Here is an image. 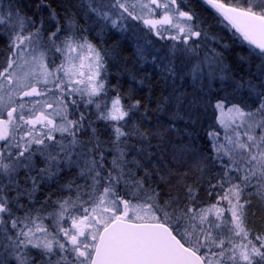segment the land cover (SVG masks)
<instances>
[{
  "label": "snow or ice",
  "instance_id": "snow-or-ice-1",
  "mask_svg": "<svg viewBox=\"0 0 264 264\" xmlns=\"http://www.w3.org/2000/svg\"><path fill=\"white\" fill-rule=\"evenodd\" d=\"M204 3L250 46L245 74L186 0H81L101 42L135 40L130 80L143 89L151 69L159 85L145 105L119 83L109 98L108 51L79 11L0 0V264H264V231L248 226L264 201V0ZM210 115L223 138L210 125L200 151Z\"/></svg>",
  "mask_w": 264,
  "mask_h": 264
},
{
  "label": "trees",
  "instance_id": "trees-1",
  "mask_svg": "<svg viewBox=\"0 0 264 264\" xmlns=\"http://www.w3.org/2000/svg\"><path fill=\"white\" fill-rule=\"evenodd\" d=\"M22 2L30 8L28 11L29 14L35 11L36 0H22ZM49 2L51 3L52 7L57 10L61 18L64 16L65 10H67L69 14L79 11V15L76 17V19L82 27L91 29L89 39H93L94 37L95 39H93V43L101 44V46L108 51L109 59L107 64V83L110 90L109 97L112 95V86L119 83L120 90L123 94H125L126 97L129 93V90L134 89V91H132V96L136 99H141L143 104L147 105L149 103L150 97L153 102L156 100L157 96L159 95V85L156 84V78L151 76V69H149L147 74L152 79V84H148L146 81L143 89H141L138 85H134L129 78V72H135L141 67V65L136 62L137 58L135 56V45L133 42L115 30H109L104 35L103 42H101L100 37L97 36V33L100 31L99 27L94 24L92 19H90L86 14V7L83 9L79 8L81 0H49ZM186 2L187 6L195 11L197 17L203 23L204 27L209 31V33L215 34L221 40V43H219L216 48L217 50L223 51L226 62L238 75L245 74L248 68V62H241L239 57H247L250 49L248 50V48L243 45L241 39L237 36L238 34H236V38L233 39V37H231L232 34H230L227 30L225 31L221 24H219V22L221 23L219 17L213 12V10L207 7L203 1L186 0ZM43 15L44 19L47 21V11H44ZM47 26L48 25L46 24V27ZM223 44L228 45V47L222 48ZM113 49H116L118 56L112 51ZM137 75L139 78L140 76L146 75V73L139 72ZM153 92H155V95H153ZM127 102L131 101L127 100ZM151 106L155 107V104L153 103ZM209 113H211V109H209ZM213 116L210 115L203 117L201 123H198L195 127V133L192 137V141L194 142V147L197 150H206L207 152H211V142L208 139L207 132L210 130V125L214 127V124L208 123L210 118H213ZM161 122H163V120ZM153 123L155 124V118H153ZM179 127H184L183 122L180 123ZM191 130L192 129L190 128L189 131ZM172 137L178 144L179 138L176 137L174 132L172 133ZM183 142L185 144L190 142L187 136H183ZM153 143H155V141H153ZM180 171L183 173L185 169L182 168ZM198 175V173L191 172L189 174L187 183H194L197 180ZM173 183H175V181H173ZM176 191L177 189H173L174 193ZM207 191L208 189L205 178V181L201 182L197 188V194L201 201L210 202ZM248 226L253 230V235L264 231V201H260L255 196L252 198V204L249 209Z\"/></svg>",
  "mask_w": 264,
  "mask_h": 264
},
{
  "label": "rangeland",
  "instance_id": "rangeland-1",
  "mask_svg": "<svg viewBox=\"0 0 264 264\" xmlns=\"http://www.w3.org/2000/svg\"><path fill=\"white\" fill-rule=\"evenodd\" d=\"M201 1H203V3H204V0H201ZM205 4V3H204ZM207 7H209L211 10H213V12L219 17V19H220V21H221V23L219 22V24H221V26L223 27V29H225V31L227 30L230 34H232V36L231 37H233V39L234 38H236V35L234 36L233 35V33H234V30L233 29H231V26L230 25H228L227 24V22L226 21H224L223 20V18L215 11V9H213V8H211V6L210 5H207V4H205ZM29 7H26V9H25V11H29ZM52 23H54V22H52ZM139 28L140 29H143V30H146V29H144V26H143V24L141 23V24H139ZM116 31V30H115ZM116 32H118V31H116ZM119 34H121V35H123L124 37H126V38H128L131 42H133L134 43V45H135V40L128 34V33H120V32H118ZM238 36V35H237ZM241 39V41H242V38H240ZM209 43L212 45V46H214V47H217L218 46V44L219 43H215V42H213V41H209ZM243 43V45L244 46H246L247 48H248V50L250 49V46L246 43V42H242ZM57 62H59V61H57ZM258 62V61H257ZM110 98V97H109ZM212 109H211V113H212ZM213 116V115H212ZM208 123L209 124H214V128H216L217 130H219L220 132H221V139L223 138V129L222 128H220V125H218L217 123H216V115H214L213 116V118H210V120L208 121ZM101 131H103V127L101 126Z\"/></svg>",
  "mask_w": 264,
  "mask_h": 264
}]
</instances>
